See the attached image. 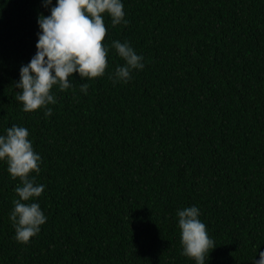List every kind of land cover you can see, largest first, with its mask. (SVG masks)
Masks as SVG:
<instances>
[{
    "label": "trees",
    "instance_id": "obj_1",
    "mask_svg": "<svg viewBox=\"0 0 264 264\" xmlns=\"http://www.w3.org/2000/svg\"><path fill=\"white\" fill-rule=\"evenodd\" d=\"M123 3L127 24L105 14V42H130L144 69L113 84L124 61L110 49L103 77L54 86L45 117L22 110L15 83L50 11L0 0V135L29 130L47 216L15 239L20 181L0 162V264H195L176 215L193 205L216 245L205 264H252L264 251V0Z\"/></svg>",
    "mask_w": 264,
    "mask_h": 264
},
{
    "label": "clouds",
    "instance_id": "obj_2",
    "mask_svg": "<svg viewBox=\"0 0 264 264\" xmlns=\"http://www.w3.org/2000/svg\"><path fill=\"white\" fill-rule=\"evenodd\" d=\"M49 15L38 16L36 52L27 64L19 69V80L15 87L20 91L16 99L22 103L24 112L43 110L45 117L52 115L57 99L52 90L60 91L72 87L73 74L81 80L103 77L108 69L110 49L124 61L116 67L109 78L113 84L128 83L133 73L143 70L144 57L138 54L130 42L113 40L105 42L107 14L113 27L127 24L123 0H42ZM89 85L82 83L80 91L87 95ZM30 133L26 127L13 124L0 135V162L7 165L13 180L19 178L15 188L18 198L13 200L9 220L15 230V239L27 244L30 238L41 232L47 221L38 202L45 185L37 183L32 173L39 175L41 155L34 150ZM180 229L182 255L205 264L216 247L210 238L205 223L200 219V209L193 205L176 213ZM259 259L253 257L252 264H264V251H258ZM209 260V259H208ZM207 260V264H208Z\"/></svg>",
    "mask_w": 264,
    "mask_h": 264
}]
</instances>
